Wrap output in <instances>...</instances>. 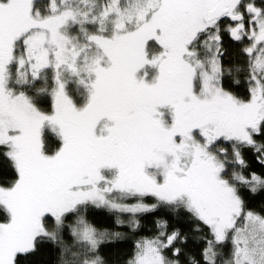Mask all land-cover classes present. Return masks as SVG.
I'll list each match as a JSON object with an SVG mask.
<instances>
[{"label": "snow or ice", "instance_id": "snow-or-ice-1", "mask_svg": "<svg viewBox=\"0 0 264 264\" xmlns=\"http://www.w3.org/2000/svg\"><path fill=\"white\" fill-rule=\"evenodd\" d=\"M0 264H264V0H0Z\"/></svg>", "mask_w": 264, "mask_h": 264}]
</instances>
